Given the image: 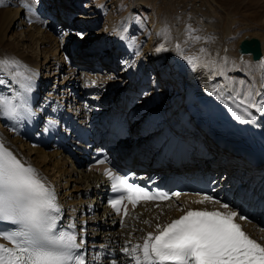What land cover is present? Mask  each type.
<instances>
[{"label": "bare ground", "instance_id": "bare-ground-1", "mask_svg": "<svg viewBox=\"0 0 264 264\" xmlns=\"http://www.w3.org/2000/svg\"><path fill=\"white\" fill-rule=\"evenodd\" d=\"M5 2L11 6L0 11V57H15L33 70V91L40 94V99L31 106L34 117L19 121L0 117V141L18 159L32 165L46 178L61 210L66 212V224L74 225L81 235L85 225L89 228L87 231L93 232V258L94 251L105 245L103 241L108 238L119 242L116 248L121 250L142 240L148 232H154L157 224L180 216L187 207L219 206L196 203L204 196L183 194L165 204L155 207L151 204L133 211L127 216L124 227L119 228L116 217L107 209L102 210L97 200L99 187L95 188L93 175L74 174V170L59 158L64 156L65 150H55L50 145L52 150L47 151L32 142L29 134L42 135L53 125L50 121L66 130L69 116L83 119L95 141H103L104 128L113 115L131 123L135 131H152L154 127L169 123L174 118L173 113L179 116L177 119L184 117L183 104L190 96H196L197 100L209 92L211 100L204 107L207 120L234 135L250 132L260 124L242 123L232 112L237 108L236 102L249 91L256 101L261 98L256 93L264 94V67L260 65L264 60V28L232 15L219 0H28L35 12L26 11L21 0ZM78 10L81 13L70 19L69 16ZM21 12L28 24L24 31L13 32L14 27L24 22ZM189 29L194 30L193 37L201 39L189 38ZM129 38L135 41L134 46H130ZM246 38L259 39L260 59L254 60L251 53L242 55L239 52ZM161 45L163 50L157 51ZM100 52L102 54L98 55ZM73 56L81 61L78 66L70 63H73ZM189 59L193 63L190 64ZM10 83L9 80L0 85V92L11 95ZM140 83L151 89H158L161 83L166 85L169 102L148 109L143 107V100L134 92L135 85ZM124 90L131 103L137 102L129 110L118 102ZM240 112L249 120L243 107ZM248 112L252 117L264 116L255 108L249 107ZM92 119L94 124H91ZM30 120L33 122L31 128L28 126ZM139 140L133 139L129 145L121 144L119 154L132 158L130 147ZM215 150L219 152L218 148ZM215 158L194 160L182 173L189 178L195 171L204 174ZM151 161L154 162L155 157ZM224 164L238 166L240 163L226 157ZM237 172L233 171V178L238 176ZM262 179L264 181V177L258 175L252 181L258 184ZM241 198L256 211L247 196ZM247 226L264 240L260 216L248 221ZM127 241L131 244H126Z\"/></svg>", "mask_w": 264, "mask_h": 264}, {"label": "snow or ice", "instance_id": "snow-or-ice-1", "mask_svg": "<svg viewBox=\"0 0 264 264\" xmlns=\"http://www.w3.org/2000/svg\"><path fill=\"white\" fill-rule=\"evenodd\" d=\"M21 5L26 11L35 12L28 0H21ZM0 6H5V0H0ZM193 31L188 30L189 38L201 39L193 37ZM77 35L83 36V33ZM121 38L125 39L124 36ZM129 44L134 46L135 41L129 38ZM176 47L180 49L179 44ZM156 50H163V45ZM189 63L193 60L189 59ZM260 65L264 67V60ZM34 77L33 70L23 61L0 57V85L11 81L8 85L11 95L0 92V117L12 121L34 117L31 108ZM256 94L261 97L259 101L249 91L236 102L237 108L232 112L235 119L242 123L253 119L249 107L264 113V94ZM241 107L249 120L241 114ZM104 174L111 181L112 191L118 193L109 201L117 213L121 212L125 200L136 206L142 201L171 199L169 193H150L130 182L128 175H118L111 168ZM171 195L179 197L180 193ZM205 202L217 204L223 210H188L169 223L157 224L154 232L141 237L142 243L127 241L131 247L125 246L121 251L129 258L130 264H264V243L253 239L236 222L237 219L247 220V217L232 209L229 203H221L212 196H205L196 203ZM123 212L127 217L126 207ZM60 214L55 192L46 178L32 165L18 159L0 141V221L15 226L10 231L0 232V236L12 245L0 244V264H88L84 253L79 251L83 240L78 243L77 234L70 230L74 225H70L69 230H58Z\"/></svg>", "mask_w": 264, "mask_h": 264}, {"label": "rangeland", "instance_id": "rangeland-1", "mask_svg": "<svg viewBox=\"0 0 264 264\" xmlns=\"http://www.w3.org/2000/svg\"><path fill=\"white\" fill-rule=\"evenodd\" d=\"M32 1V0H31ZM222 5L226 8L228 12H230L232 15L244 19L245 21H249L255 25H258L259 27L264 28V0H219ZM32 3V2H31ZM10 4H7L5 2V6H0V11H3L4 9H9ZM258 11V12H257ZM81 13L79 10L75 11L72 15L69 16L70 19L73 20L74 16ZM146 15L148 14L146 11L144 12ZM256 13V14H255ZM250 15V16H249ZM249 16V17H248ZM20 17L22 19L21 26L14 27L13 32H21L26 29V24H28L27 20L25 19L24 12L20 13ZM251 18V19H250ZM21 30V31H20ZM58 44V43H57ZM106 49V48H104ZM98 55L102 54V52L97 53ZM73 60V65H79L81 63L80 60L76 58V56H73L71 58ZM44 62V58L41 57V63ZM65 70L68 71V65L64 63ZM67 68V69H66ZM80 73H77V77H80ZM55 82V79H53ZM82 80L79 82L80 86H82ZM50 84V83H48Z\"/></svg>", "mask_w": 264, "mask_h": 264}, {"label": "water", "instance_id": "water-1", "mask_svg": "<svg viewBox=\"0 0 264 264\" xmlns=\"http://www.w3.org/2000/svg\"><path fill=\"white\" fill-rule=\"evenodd\" d=\"M239 52L243 55L244 53H251L254 60H258L262 56L261 43L257 38H246L244 39L239 48Z\"/></svg>", "mask_w": 264, "mask_h": 264}]
</instances>
